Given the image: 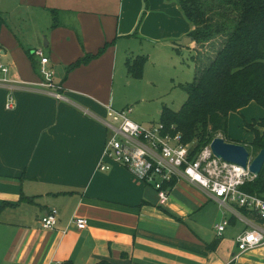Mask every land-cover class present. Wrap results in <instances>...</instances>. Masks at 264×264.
Segmentation results:
<instances>
[{"label":"crops","instance_id":"obj_1","mask_svg":"<svg viewBox=\"0 0 264 264\" xmlns=\"http://www.w3.org/2000/svg\"><path fill=\"white\" fill-rule=\"evenodd\" d=\"M151 1L148 16L162 11L156 17L160 24L148 26L149 31L143 26L142 35L162 42L194 31L191 24V29L162 33L165 13H175L185 25L183 12L176 1ZM49 3H0V64L8 69L0 71V264H264V247L242 253L237 244L247 225L236 215V204L224 205L206 189L180 179L161 205L157 191L127 169L99 170L111 134L108 91L119 54L113 44L103 56L70 67L109 45L113 31L87 32L86 23L107 16L99 11L53 28L56 9ZM140 13L138 8L132 30ZM21 22L24 35L19 34ZM190 46L194 54L196 44ZM37 50L50 59L48 68L55 71L53 82L60 90L43 86L40 60L34 57V66L31 55ZM58 92L65 100L54 95ZM10 97L13 109L7 108ZM131 119L156 124L144 116ZM253 134L245 143L237 135L228 138L248 145ZM52 209L58 211V223L45 230L41 219ZM80 218L89 223L82 231L75 226ZM223 220L229 225L218 235L216 226Z\"/></svg>","mask_w":264,"mask_h":264},{"label":"trees","instance_id":"obj_2","mask_svg":"<svg viewBox=\"0 0 264 264\" xmlns=\"http://www.w3.org/2000/svg\"><path fill=\"white\" fill-rule=\"evenodd\" d=\"M169 1L178 2L184 16L195 26L189 37L196 44L193 54L196 77L186 87V103L177 112L164 107L160 123L169 130L175 127L183 142L192 146L190 157L193 159L217 136L222 135L228 141L232 113L253 102L264 109V0ZM53 14V28H57L58 11ZM107 47L71 65L70 69L101 56ZM31 55L35 66L36 56ZM147 62L144 56L128 60L129 76L142 79ZM257 123L263 133L254 131V142L245 145L255 153L264 150V118ZM249 128L252 129L251 125ZM242 189L264 198V166ZM242 212L248 213L245 209Z\"/></svg>","mask_w":264,"mask_h":264},{"label":"built area","instance_id":"obj_3","mask_svg":"<svg viewBox=\"0 0 264 264\" xmlns=\"http://www.w3.org/2000/svg\"><path fill=\"white\" fill-rule=\"evenodd\" d=\"M34 54L40 60L43 86L49 90H60L53 82L54 71L48 68L50 59L43 50H37ZM0 71L7 73L8 69L0 64ZM54 95L65 100L61 92ZM14 106V99L10 97L7 108L13 109ZM131 112V109L116 111L111 106L107 108L112 121L108 123L111 134L99 170L108 172L114 166L127 169L143 184L157 191L161 205L168 201L174 181L185 179L192 185L206 189L224 205L234 203L238 206L236 215L247 225L246 230L237 237L242 253L264 247V198L242 189L256 176L249 170L217 159L211 145L191 159L192 146L183 142L182 135L175 133V127L169 130L163 123L150 126L136 123L129 116ZM242 209L248 213L245 214ZM58 215V211L52 209L42 217V227L45 230L54 229ZM88 224L85 218L75 220V226L80 231L87 229ZM228 225V220L219 223L216 226L218 235H222Z\"/></svg>","mask_w":264,"mask_h":264},{"label":"rangeland","instance_id":"obj_4","mask_svg":"<svg viewBox=\"0 0 264 264\" xmlns=\"http://www.w3.org/2000/svg\"><path fill=\"white\" fill-rule=\"evenodd\" d=\"M2 1L0 0V3ZM153 2L155 5H161L162 0H153ZM49 5L59 12V21L67 25L76 18L79 19L80 14L99 11L100 14L107 15L86 23V28L90 34L95 29L101 30L102 33L110 29L113 31L112 40H107L109 45L106 51L111 50L114 44L112 48H115L116 53L119 54L114 83L108 91V98L110 96L113 98L112 108H115L114 110L123 111L130 108L131 118L144 116L148 120L146 122L160 123L164 107L177 112L186 103L188 98L186 87L192 84L196 77L191 46L184 44V39L187 37L155 42L141 34L140 30L143 26L145 31H149L148 26L155 27L160 24V20L156 17L162 11L154 13L152 17L148 16L152 5L151 0H125L124 6L123 0H50ZM138 8H141V13L132 30ZM119 18L121 23H119ZM183 19L186 26L180 21L177 22L175 13H165V24L161 23L163 27L165 26V30L160 27V31L162 33L165 31V35H168L177 28L182 31L185 27L191 29L192 23L185 16ZM23 24L21 22L18 26L19 34H23L22 29L26 28ZM76 27L80 29L79 22L76 23ZM119 30L123 32L122 35H118ZM114 39L115 41L117 39L116 44ZM137 56L148 58L142 80L130 77L127 71L128 60ZM262 116H264V109L256 103L247 112L233 113L229 117L227 136L237 135L244 143L250 142L254 131L263 133L258 123L254 122L260 120ZM257 154L251 152L252 157Z\"/></svg>","mask_w":264,"mask_h":264},{"label":"water","instance_id":"obj_5","mask_svg":"<svg viewBox=\"0 0 264 264\" xmlns=\"http://www.w3.org/2000/svg\"><path fill=\"white\" fill-rule=\"evenodd\" d=\"M193 42L192 37L184 39V44L187 46ZM211 150L217 159L249 170L256 177L263 169L264 150L260 151L255 157H252L251 152L245 145L228 142L221 136L213 140Z\"/></svg>","mask_w":264,"mask_h":264}]
</instances>
